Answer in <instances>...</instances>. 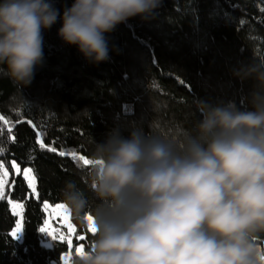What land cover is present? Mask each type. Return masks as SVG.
Segmentation results:
<instances>
[{
    "label": "clouds",
    "instance_id": "1",
    "mask_svg": "<svg viewBox=\"0 0 264 264\" xmlns=\"http://www.w3.org/2000/svg\"><path fill=\"white\" fill-rule=\"evenodd\" d=\"M160 3L73 0L61 16L53 0H0V76L20 93L30 85L43 31L58 18L65 44L107 61L105 34L150 18ZM233 75L254 81L243 108L193 100L191 127L151 121L147 131L114 127L93 139L78 165L85 187L68 180L60 190L66 213L93 229L69 264H264V61L254 57Z\"/></svg>",
    "mask_w": 264,
    "mask_h": 264
},
{
    "label": "trees",
    "instance_id": "2",
    "mask_svg": "<svg viewBox=\"0 0 264 264\" xmlns=\"http://www.w3.org/2000/svg\"><path fill=\"white\" fill-rule=\"evenodd\" d=\"M72 3L53 0L61 16ZM61 25L58 18L43 31L42 63L21 93L0 76V158L31 166L37 191L30 194L24 175L12 173L10 196L23 202V231L12 235L17 216L0 199V264H54L68 249L64 241L42 243L43 202H62L65 181L85 187L78 157L89 158L93 139L103 142L114 127L125 136L133 126L147 131L151 121L165 130L191 127L199 118L193 100L243 108L254 81L233 72L254 57L264 61V0H161L150 18H129L105 34L109 59L99 64L62 41ZM73 221L87 248L91 232Z\"/></svg>",
    "mask_w": 264,
    "mask_h": 264
},
{
    "label": "rangeland",
    "instance_id": "3",
    "mask_svg": "<svg viewBox=\"0 0 264 264\" xmlns=\"http://www.w3.org/2000/svg\"><path fill=\"white\" fill-rule=\"evenodd\" d=\"M0 163H2L4 165L5 170L8 171V177L6 178V183L4 185L3 188V198H7L8 200H11L12 203L11 208L13 210V212H20L22 214V220H23V211H24V206L22 208H15L14 206L16 204H21L23 205V202L21 201H17L11 198L10 196V190L12 188V173L18 174L16 172V169L13 167V163H15V165L20 169L19 173H24V169L26 168H31V166H21L16 160H12L10 165H8L3 159L0 158ZM2 174V173H0ZM24 175V174H23ZM31 175H34L33 169H32V173ZM35 176V175H34ZM29 185V184H28ZM34 194L35 196L37 195V191H36V178H35V192H33L32 188H30V194ZM45 203H47L49 205V207L47 209H45L44 205ZM60 205H63V202H51L49 200H45L43 202V207L44 210L46 212V217L45 220L43 222V224L41 225V227H48L49 229H54L56 232V238L53 239L52 235L47 234V233H43V239H42V243L46 246H52L54 244L55 241H64L67 242L68 244V240L71 239L72 244H71V248L68 245V249L64 252H62L60 259L56 260L54 262V264H69L68 261V256L69 253L73 254L76 252V249L78 247L83 246V249L86 248V242L85 240H80L78 239L79 236H84L83 233L79 232L73 219L70 217L69 214H67L66 212H64L63 210L60 209ZM60 211V215L57 216V211ZM21 220V216H17V221ZM69 225L71 227H69ZM16 226L14 227V229L12 230L15 231ZM89 231L90 227H88ZM63 235L65 237V239H60V236ZM17 237H22V232L20 234H18Z\"/></svg>",
    "mask_w": 264,
    "mask_h": 264
},
{
    "label": "snow or ice",
    "instance_id": "4",
    "mask_svg": "<svg viewBox=\"0 0 264 264\" xmlns=\"http://www.w3.org/2000/svg\"><path fill=\"white\" fill-rule=\"evenodd\" d=\"M0 119H3V118L0 117ZM38 142H39V145H40L41 149L46 147V145L43 143L42 140L38 141ZM48 150L52 151V152H56L57 151L53 147H49ZM3 151H4V149L0 148V153H2ZM58 154L60 156L72 155L74 159L77 158L74 152L73 153H65L64 151H60ZM78 159L83 161L85 164L88 163V160L84 156H79ZM13 167L16 169L17 173L20 172V169L15 165V163H13ZM0 173H2V174H0V199H3V188H4V185L6 183V178L8 177V171L5 170L4 165L2 163H0ZM31 173H32V169L31 168L24 169V173H23L24 177L28 181L29 187L32 188L33 192H35V176L31 175ZM9 203L11 204L12 201L9 200ZM14 207L15 208H22L23 205L16 204ZM44 207H45V209H47L49 207V205L47 203H45ZM59 207H60L61 210L66 212L65 208H64V205H60ZM56 214H57V216H59L60 215V211L58 210ZM14 215L21 216V220H18L16 222L15 231L12 232V235L17 237L18 234H20L23 231V220H22V214L20 212H14ZM69 227H71V226L69 225ZM90 230L93 231V229H91V228H90ZM39 231L41 233H47V234L52 235L53 239L56 238V232H55L54 229H49L48 227H40ZM60 239H65V237L63 235H61ZM78 239L84 240L85 237L84 236H79ZM71 244H72V241H71V239H69L68 240V245H69L70 248H71ZM81 250H83V246L78 247L76 249V251H81ZM70 255H71V253H69V256Z\"/></svg>",
    "mask_w": 264,
    "mask_h": 264
}]
</instances>
